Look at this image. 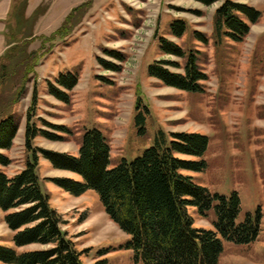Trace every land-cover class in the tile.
Wrapping results in <instances>:
<instances>
[{
	"label": "rangeland",
	"instance_id": "obj_1",
	"mask_svg": "<svg viewBox=\"0 0 264 264\" xmlns=\"http://www.w3.org/2000/svg\"><path fill=\"white\" fill-rule=\"evenodd\" d=\"M80 1L42 0L35 10L39 7L48 10L37 21L30 38L29 24L17 22L13 11L8 17L0 73L7 64L11 74L17 59L33 57L34 52L39 62L35 72L24 68L22 73L3 78L0 84V119L13 112L18 123L13 147L0 151L12 164L0 167L1 170L14 178L26 169L32 158L26 148L29 117L41 132L61 138L54 142L39 135L33 141L34 149L78 156L84 134L97 129L110 144L113 165L124 158L131 161L139 157L161 134L168 139L172 134L181 133L207 136L210 139L204 158L207 170L184 173L211 193L226 197L237 193L241 200L239 223L247 218L256 222L260 217L259 235L249 244L230 242L220 236L224 249L218 264H264V0H224L212 6L195 0H93L92 9L71 35L53 44L46 41L66 20L50 21L54 19L48 15L52 4L59 6L53 9L59 13L73 3L78 4L72 7L67 18L87 0ZM226 1L254 8L262 14L241 43L217 36L216 14ZM34 13L29 12V17ZM178 20L188 26L182 38L170 31ZM196 33H201L208 42H200ZM161 38L188 52L200 53L199 64L209 77L203 83L204 93L183 92L149 76L150 66L157 61L185 64L184 60L161 52ZM17 46L22 51L17 48L18 52L12 53ZM23 49L33 55H24ZM107 51L120 53L125 61H117ZM100 59L122 70L107 71ZM68 73L79 76L78 86L69 92L70 104L59 101L49 92V85L59 87L57 79ZM21 89L24 95L13 106ZM35 89L38 99L33 106ZM140 114L145 117L141 126L137 120ZM57 127H64L68 133L58 132ZM142 129L144 132L140 134ZM37 173L44 192L50 197L51 207L62 218L67 239L81 255L82 264H141L137 263L135 253L126 249L129 237L110 219L96 192L90 190L76 197L53 182L55 179L81 181L80 177L56 169L42 154H39ZM189 213L195 227L217 231L213 211L202 216L190 208ZM6 216L0 209V245L15 248V233L9 229ZM50 247L30 245L18 252L45 251Z\"/></svg>",
	"mask_w": 264,
	"mask_h": 264
},
{
	"label": "trees",
	"instance_id": "obj_2",
	"mask_svg": "<svg viewBox=\"0 0 264 264\" xmlns=\"http://www.w3.org/2000/svg\"><path fill=\"white\" fill-rule=\"evenodd\" d=\"M195 1L212 6L224 0ZM29 2L30 0H24L21 4L18 2L13 8L17 22L24 21L30 25L31 34L28 38L33 36L37 21L48 10L46 7H39L29 17ZM92 7L93 0H87L75 8L62 27L52 37L46 38V41L53 44L59 38L71 35ZM261 16V12L254 8L226 1L216 14L217 36L241 43L249 35L251 25L256 24ZM170 31L173 36L182 38L187 33L188 26L185 21L178 20L171 25ZM196 36L200 42H208L201 33H196ZM159 46L164 55L184 60L185 64L182 66L178 62L157 61L150 66L149 76L167 87L183 92L204 93L203 83L209 77L199 64L200 53L188 52L166 38L160 39ZM19 47H15L12 53L16 54ZM24 51L26 50L23 49L24 55H33L32 52ZM107 54L119 62L125 61L120 53L107 51ZM7 56L6 54L5 59ZM32 58H36L35 52L33 57L17 59L11 74L22 73L24 68L32 69L31 73L35 72L39 58ZM30 59L34 61L33 64H28ZM100 63L107 71L122 70V67L102 59ZM171 68L182 69L183 72L177 73ZM11 74L7 64H4L0 84L3 78L7 79ZM56 83L59 87L49 85L50 94L59 101L70 104L72 99L69 92L78 86L79 76L64 74ZM22 93L23 89L17 94V101L13 106L24 95ZM37 99L35 89L33 106ZM137 120L139 126L143 125L144 115L140 114ZM56 129L58 132L68 133L64 127ZM17 132L18 123L13 112L0 119V151L13 147ZM143 132L142 129L140 134ZM39 135L54 142L61 140L53 133L38 130L29 117L26 148L32 153V158L27 162L26 169L18 176L9 178L0 168V209L7 214L5 221L15 233V248L0 245V262L4 264H82L80 253L74 249L73 243L67 239L66 232L62 229L64 223L61 216L51 207L50 197L42 188V181L37 173L39 154L56 169L71 172L82 179L53 180L58 187L76 197H81L90 190L99 195L110 219L129 237L126 249L135 253L137 263L218 264L224 249L220 236L230 242L249 244L259 235L260 217L256 222L250 218L244 223L238 222L241 200L237 193L230 197L211 193L197 184L192 176L184 173H204L207 170L208 164L204 159L210 145L207 136L181 133L172 134L168 139L161 134L154 145L139 157L131 161L124 158L118 165H113L110 144L97 129L84 134L78 156L34 149L33 141ZM179 156L192 160L181 159ZM11 164V159L0 152V167ZM190 208H195L202 216L213 211L217 218V231L195 227L189 213ZM30 245L51 247L45 251L18 252Z\"/></svg>",
	"mask_w": 264,
	"mask_h": 264
},
{
	"label": "crops",
	"instance_id": "obj_3",
	"mask_svg": "<svg viewBox=\"0 0 264 264\" xmlns=\"http://www.w3.org/2000/svg\"><path fill=\"white\" fill-rule=\"evenodd\" d=\"M19 1L20 0H0V55L4 52V50L6 48V40H7L6 30L9 26L8 17L10 16V13L13 11L14 5H16ZM41 1L42 0H39L38 4L35 5L37 0H35V1L33 0V2H32V0H30L28 10H27L28 16H29V12L32 14L33 12L36 11L35 9L37 8V6L40 4ZM83 1L84 0H81L80 3H82ZM53 4H52V6L49 10V13H48V15H51V17L52 16L54 17L53 20L50 19V21H53V22L56 20H63L64 21L66 19V16L71 11L72 7L78 5L76 3H73L64 12L59 13L58 10H56V12L53 11V9L59 8V6L54 7ZM33 5H35L36 7ZM62 13H64V14L61 17ZM31 14H30V16H32Z\"/></svg>",
	"mask_w": 264,
	"mask_h": 264
}]
</instances>
